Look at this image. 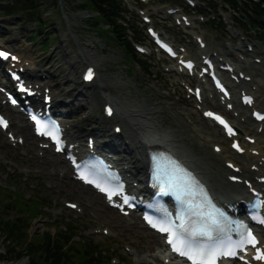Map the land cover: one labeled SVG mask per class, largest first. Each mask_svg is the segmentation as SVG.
I'll return each instance as SVG.
<instances>
[{
  "label": "rangeland",
  "instance_id": "1",
  "mask_svg": "<svg viewBox=\"0 0 264 264\" xmlns=\"http://www.w3.org/2000/svg\"><path fill=\"white\" fill-rule=\"evenodd\" d=\"M79 1L58 0L57 7L52 0H42L40 20H43L46 30L43 31V37L37 41H34L32 37L36 25L26 24L19 16L0 15V44L15 40L11 42V45L18 48L22 59L31 61L32 67L42 66L44 73H49L51 76L60 74L56 79L60 82H64L61 78L70 71L67 53L72 52L81 57L78 44H90V48L84 47L93 60L92 64L97 68V82L103 80V83H107L103 77L112 78L111 85L114 87V92H111V97L118 100L124 109L133 103L142 105L150 101H162L163 110L169 116L167 130L178 132L179 135H181L179 131H183L195 159L198 158L201 162H215L217 166L214 164L208 167L210 172H217L219 168L225 167L224 162L228 159V155L238 157L232 155L228 143L224 142L218 128L201 117V112L196 108L198 107L196 102L183 89L182 84H194L195 78H185L175 72H166L169 62L154 51L152 56L143 57L145 66L139 69L124 57L119 47L101 37L100 32L96 31L88 20L90 13L80 12L76 7ZM194 2L196 7L205 6L201 0H194ZM213 2L219 7L215 17L221 14L228 19L229 24H225L222 30H211L208 28L207 21L204 23L195 21V27L188 32L201 36L207 43L208 52H225L226 41L233 43L241 41L240 37H231L226 30H233L250 39L253 45H258V49L250 55L247 63L241 65L255 76L258 80L256 82L264 84V75L260 76L259 67L252 62L253 57L257 56L263 60L262 66H264V42L259 41L253 31L242 30L237 25L235 19L244 18L240 12L235 13L224 2L218 0ZM174 3V5L183 6L184 0H175ZM160 6L167 5L150 1L146 7L149 14L154 15L153 25L161 30L165 37L173 40L175 45L187 48L190 56L199 58L202 52H199L198 46L189 35H184L169 19L164 18V12L160 10ZM140 7L145 6L140 5ZM190 13L192 16H197L192 11ZM145 43L148 42L145 41ZM49 62L53 64L52 68ZM76 79L78 81V74ZM76 79L64 86L65 90L70 87L73 89L71 93L73 96L64 97L70 103L65 108V112L69 113L65 119L70 124L84 126L86 130H90L92 126L103 127L97 121V118L101 117L105 125L109 124L105 135L109 132L111 134L114 123L111 119L105 121L102 114V105L107 102L108 97L97 88L95 91L94 88L84 89L82 85H76ZM49 82L53 85L56 81ZM248 87H255V84L249 83ZM97 91L98 98L92 101L93 106L89 109L85 108L86 99L83 93ZM124 93L129 94L130 98L125 99ZM51 94L53 96L52 91ZM0 100H3L1 95ZM212 104L214 101L209 99L204 102L202 108L212 107ZM239 110L242 113L239 117H234L236 125L244 134L254 135L255 132L251 130L254 127L253 122L243 121L244 116L249 115V110ZM19 129L18 126L12 125L9 131L16 137L21 136L24 139L23 145L10 143L6 135L0 133V213H6L9 215L8 218L17 216L14 209H10L11 207H7V211L3 209L4 204L8 203L7 197L10 193L12 194L9 191L6 193V188L13 186V191L16 189L18 194H24L27 197L38 194L49 203L48 213L33 220L29 228L32 236L46 230L55 232L50 224L53 221L56 224L62 218H66L67 221L72 220L82 224L81 235L92 239L100 248L107 250L112 256L106 260L108 264H121L123 261L124 264H164L151 257L159 247L160 238L156 234L146 230L135 217L124 218L107 208L99 196L71 179L70 172L67 177L58 175L59 171H63L59 165L62 156L52 155L51 151L48 153L44 151V156L39 157L38 147L42 143L35 140L31 133L27 139ZM87 136H90L89 131L84 132L83 142ZM263 144L264 138H259V145ZM213 145H219L221 152L215 153L212 149ZM65 202L75 203L77 208L68 209ZM30 230H28L29 233ZM4 245L0 240V254H4ZM6 258L9 260L7 255ZM0 263L27 264V258L12 263L3 260L1 262L0 259Z\"/></svg>",
  "mask_w": 264,
  "mask_h": 264
},
{
  "label": "bare ground",
  "instance_id": "2",
  "mask_svg": "<svg viewBox=\"0 0 264 264\" xmlns=\"http://www.w3.org/2000/svg\"><path fill=\"white\" fill-rule=\"evenodd\" d=\"M14 41L15 40H11L9 44ZM78 46L80 50L79 54L81 57L75 55V53H67V63L69 65L70 71L61 78V80L64 82L56 80L57 78H59L60 74L52 75L49 80L56 81L54 85L49 84V82L47 81V75L44 76V79L41 76H38V72L42 71L44 73L42 66H39V68L37 69L28 70V66L25 65L27 60L22 62L23 66L26 69L25 74L29 84H31L33 87L39 85V91L42 87L53 90L52 104L55 107H60L62 106V104L66 103L65 99L63 98V100L62 97L73 96L71 95L73 89L70 87L69 89L65 90L64 86L67 83L72 82L73 79H76V74L78 73L77 70L81 69L85 62H93V60L89 57L90 54H87L86 50V48H90L91 45L78 44ZM11 48H14V46L11 45ZM49 65L52 68L53 64L51 62H49ZM103 79L107 83H103V80L102 82H97L95 78L90 88H94L95 91L97 88L98 91L100 90L104 92V94H106L105 96L108 97V100L116 107L111 120L114 123L112 126L113 133L111 135L109 132L108 136H110V138L102 140L101 137L105 136V133L107 132V125L109 124L106 123L105 125L100 117L97 118V121L99 124L101 123L103 127L97 128L95 126H92V129L90 130H86L84 126H77L64 122L66 136L72 143L82 144L81 139L84 132L89 131L91 137H96L97 144L106 143L107 147L117 150L121 154V156H119L118 158L117 165L119 166V168L125 170L126 178L129 181L132 179V177H134L138 181H142L145 179V173L148 168V158L146 153L147 148H170L175 154L179 156L180 159H183V161L188 164V166L195 172L198 177H201L203 179V181L208 185L212 194L218 196V198L222 199V201L225 200L228 202L232 201V203H237L241 199L246 198L248 195L247 188L243 183L231 185V183L228 181V177L230 176H237L241 179H246L253 186H258L259 188L263 189L264 185L257 183V178H264V166L260 165L263 157L262 152H264V146L245 145L243 161L240 162L233 158L228 159L231 161H235L240 166V173L234 174L225 167L219 168L217 172H210L208 167H211L214 164L216 165L215 162H201L200 159H195L191 151V146L187 144L188 139L184 136L183 131H179V133L181 134L179 135L178 132L175 133V131L172 132L167 130V127H169L167 126V124L169 123V116L166 111L163 110L161 104L162 101H150L148 102V104L142 105L139 103H133L126 106V109H124L123 105L119 103L118 100L111 97V92H114V87L111 85L112 78L106 76L105 78L103 77ZM95 82L96 84L93 85ZM242 84L237 86L242 87ZM76 85L81 86V83H79L77 79ZM73 88L75 90L77 89L76 87ZM207 89L211 91L209 87H207ZM98 91L86 94L83 93L86 99L85 108L89 109L93 106L91 103L94 98H98V93L100 92ZM124 98L129 99V94L124 93ZM103 105L105 106L107 104L104 103ZM10 111L16 114V120L12 121L11 125L18 126L20 128L19 130L23 132L28 139L29 133L32 132L31 125L24 117L17 114L18 112L13 108H6L5 113L7 114V116H10ZM250 120V117H248L246 122H250ZM121 125H123V129L120 133L121 140H119L120 138H114V143L112 140V136H116L114 133V127H118ZM259 126L260 124L256 126V131H258ZM260 138H264V130L260 134ZM122 143L123 145L119 146ZM82 146H84V144H82ZM253 150L258 152V154H255L254 152L252 153ZM227 158H229V155ZM130 162L132 163L131 165H129ZM59 165L61 166V170L63 171H59L58 175L67 177L69 175V168L66 164L65 159H62L59 162ZM261 233L264 234V230H261ZM165 252L166 248L163 245L162 240H159V248L155 250V253L151 257L153 258V260H160L161 258L164 259Z\"/></svg>",
  "mask_w": 264,
  "mask_h": 264
},
{
  "label": "trees",
  "instance_id": "3",
  "mask_svg": "<svg viewBox=\"0 0 264 264\" xmlns=\"http://www.w3.org/2000/svg\"><path fill=\"white\" fill-rule=\"evenodd\" d=\"M11 2L4 13L9 16L20 15L26 22H37L39 30L43 22L39 21L41 0H0ZM56 2V0H53ZM236 10H241L247 19V25L253 29L264 28V0H223ZM81 10L96 13L92 25L103 31L106 38L112 39L125 58L143 69L145 62L131 46V41H142L143 31L140 22L134 15L128 14L121 0H80ZM124 21L123 26L119 21ZM101 25L106 28H101ZM241 25L247 29V25ZM108 38V39H109ZM8 193V192H6ZM7 207L14 209L16 218H8L6 213H0V240L4 243V254L1 261L16 262L27 258V264H108L110 254L99 247L92 239L80 235L82 224L73 221L60 220L55 224L56 233L44 231L30 237L28 230L32 221L42 215V207L48 202L36 194L25 198L22 194H9ZM79 236L80 240H74ZM105 251L106 254H102ZM6 255L9 260H7Z\"/></svg>",
  "mask_w": 264,
  "mask_h": 264
},
{
  "label": "snow or ice",
  "instance_id": "4",
  "mask_svg": "<svg viewBox=\"0 0 264 264\" xmlns=\"http://www.w3.org/2000/svg\"><path fill=\"white\" fill-rule=\"evenodd\" d=\"M7 55H8L7 53L0 52V57H6ZM12 59H16V58L12 57ZM190 66L191 65H189V67ZM92 75H93L92 70L89 69L85 78L91 79ZM246 99L250 100V98H246ZM205 115L211 117L214 114L211 112H206ZM215 118L225 127L229 135H235V130L231 126H229L222 118H220L219 116H216ZM261 118L264 119V117ZM33 119H35V117H33ZM0 126L2 127L8 126V122L2 117H0ZM37 131L40 132V129L38 128ZM233 147L238 148V145L234 143ZM57 151H60L59 146L57 147ZM188 176L191 179H194V177H191L190 173L188 174ZM233 179H235V177H233ZM175 180L176 178L174 176L170 177V181H175ZM185 186L186 185L181 183H172V182L169 183L170 188L176 187L181 192L182 195H187V192L185 191ZM101 191H103V189H101ZM109 199H111V197H109ZM124 204H128L127 198H125ZM72 207H75V205H72ZM221 215L223 214L221 213ZM210 222L213 224L218 223L215 217H213ZM260 223L264 224V220H261ZM152 226L156 227L155 224H153ZM178 227L182 228L183 226L181 225ZM159 231H161L162 233H168L169 239L167 242L172 247V251L178 253L180 256L187 257V259L192 261V264H216V260L218 256L232 257L236 255L234 251H225L223 253H217L215 249H207V250L204 249L202 246L198 244L196 240L193 239V237L197 235V233L195 232H188L187 238L184 240L174 241V234L170 232L169 227H160ZM247 237H249V239L244 241V243L252 245L257 252V255L253 258L257 260H264V254L261 253V249L257 246L259 242L257 241L255 235L251 232V230H248ZM241 259H243V257H241Z\"/></svg>",
  "mask_w": 264,
  "mask_h": 264
}]
</instances>
